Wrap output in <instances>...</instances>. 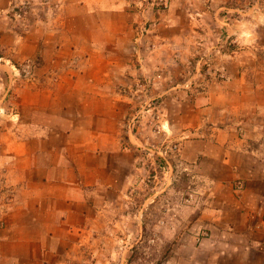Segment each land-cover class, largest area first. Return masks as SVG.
I'll use <instances>...</instances> for the list:
<instances>
[{
  "label": "rangeland",
  "instance_id": "obj_1",
  "mask_svg": "<svg viewBox=\"0 0 264 264\" xmlns=\"http://www.w3.org/2000/svg\"><path fill=\"white\" fill-rule=\"evenodd\" d=\"M262 12L264 0H0V264H247L243 249L214 246L233 223L214 228V162L203 153L214 152L217 24ZM115 31L118 46L103 48L119 52L116 81L131 97L120 104V129L139 155L133 177L127 169L109 215L92 220L81 247H60L45 230L16 239L3 146L73 127L48 110V90L83 84L89 38L99 47Z\"/></svg>",
  "mask_w": 264,
  "mask_h": 264
},
{
  "label": "crops",
  "instance_id": "obj_2",
  "mask_svg": "<svg viewBox=\"0 0 264 264\" xmlns=\"http://www.w3.org/2000/svg\"><path fill=\"white\" fill-rule=\"evenodd\" d=\"M224 26L228 46L221 49ZM215 30L214 152L203 154L214 162V228L226 221L233 226L221 230L226 239H215L214 246L243 249L247 264H264V12L234 16ZM120 37L115 31L97 47L92 35L79 67L84 83L72 90L60 85L67 86L63 94L48 90V110L69 115L73 127L5 142L2 184L14 193L7 214L16 239L31 242L27 234L45 230L60 247L72 240L81 247L92 220L109 215L113 194L133 177L139 155L124 144L120 129V104L131 97L116 81L119 52L103 48H116Z\"/></svg>",
  "mask_w": 264,
  "mask_h": 264
},
{
  "label": "built area",
  "instance_id": "obj_3",
  "mask_svg": "<svg viewBox=\"0 0 264 264\" xmlns=\"http://www.w3.org/2000/svg\"><path fill=\"white\" fill-rule=\"evenodd\" d=\"M238 187H239V188H241V187H242V184H241V183H239V184H238Z\"/></svg>",
  "mask_w": 264,
  "mask_h": 264
}]
</instances>
